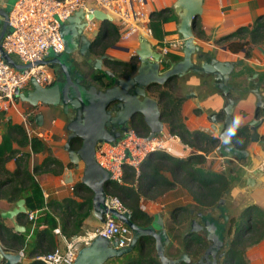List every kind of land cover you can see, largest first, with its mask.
<instances>
[{"label": "water", "instance_id": "water-1", "mask_svg": "<svg viewBox=\"0 0 264 264\" xmlns=\"http://www.w3.org/2000/svg\"><path fill=\"white\" fill-rule=\"evenodd\" d=\"M202 3L203 0H175L173 3V8L179 17L177 31L183 40L180 60L171 63L168 69L163 70L162 63L165 59L162 58L161 53L146 38L141 39L139 47L132 54L139 61L137 70L129 77H119L115 72L105 69V74L114 79L113 84L105 88H100L96 84H84L83 74L71 68V64L76 61L73 57L74 53L85 55L90 50L93 41L84 33L86 20L82 10L77 11L67 19V22L61 24L60 33L65 45L62 53L57 54L51 50L44 60L34 64H20L1 47L2 39L9 29L11 9L8 6L0 7V50L5 60L21 71L40 64L55 65L60 67L64 77L63 80L58 79L49 85H43L37 81L35 76H32L27 89L17 91L16 96L32 106L41 103L62 109L68 119L66 124L68 134L64 150L75 169L82 164L80 181L93 192V214L103 222L104 216L111 213L113 217L126 223L132 230V240L125 247H117V240L110 241L105 236H96L88 246L79 251L73 264H105L111 258L122 257L130 253L144 236L154 238L157 257L161 264H179L181 261H190L187 252L175 258L166 254V248L170 245L171 239L162 214L156 213L150 225L141 226L132 220L130 211L121 213L114 208H109L105 203L107 196L105 186L111 181V173L97 162L96 146L100 142H113L119 139L122 132L128 131L132 121L140 117H143L150 128L147 136L149 140L165 130L158 101L149 94L152 86L163 85L175 77L184 76L189 71L212 74L215 79L214 85L227 97L224 107V128L219 135L220 143L216 151L225 157H234L239 160L245 159L248 155L246 149H239L232 142L234 99L229 96L231 89L228 82L236 64L218 60L216 57H208L194 38L193 30L198 16L203 11ZM88 18H96L101 23L111 21V17L100 9H95L88 15ZM113 48L130 52V47L116 45ZM107 57V55H102L95 58L91 62L93 67L101 70L103 61ZM71 73H76V75L72 77ZM254 92L258 108L264 107L262 95L257 87ZM212 119H216L214 115ZM34 120L37 126H42L43 114L37 113ZM74 138H80L82 141L78 149H74L71 145ZM75 178L73 172L68 169V177L65 181L73 183ZM224 204L225 198H222L219 207L227 222L229 216L226 214ZM27 211L25 199L21 198L15 202L12 209L2 212L1 215L4 218L14 219ZM197 215L200 221L192 219L189 232L201 230L206 232L211 244L204 256L208 258L211 254L213 257L211 264H218L217 254L224 245L226 224L202 211H199ZM16 229L22 230L19 227ZM222 255L223 253L219 254L220 257ZM19 263H21V254L7 251L0 244V264ZM191 264L197 263L192 262Z\"/></svg>", "mask_w": 264, "mask_h": 264}, {"label": "trees", "instance_id": "trees-1", "mask_svg": "<svg viewBox=\"0 0 264 264\" xmlns=\"http://www.w3.org/2000/svg\"><path fill=\"white\" fill-rule=\"evenodd\" d=\"M174 19H178V15L172 6L152 11L149 26L152 36L159 44H162L164 37L168 34L164 28L165 23ZM120 35L121 29L113 21L102 22L100 30L92 41L90 52L96 57L107 55L108 49L119 45ZM263 39L264 19L262 18L250 27H240L221 37L217 42L232 52L244 51L245 55H249V46ZM180 50L174 49L167 54V59L162 63L163 70L168 69L171 63L182 58ZM138 62V58L134 56L129 60L110 57L104 59L107 69L115 72L119 77H129L134 74ZM97 72L106 78L104 80L105 87L113 84L114 79L105 74L104 70ZM149 94L158 101L166 132L178 135L182 143L201 151V153L177 157L161 150L153 152L141 163L138 171L133 167H126L122 183L110 181L105 186L106 194L117 196L131 212L132 220L141 226L150 225L153 221V215L142 208V198L156 200L167 191L181 185L188 190L198 209L209 210L219 205L231 182L227 173H218L201 167L206 161L205 155L218 147L220 141L214 136L187 128L181 113L185 96L180 92L178 77L163 85L152 86L149 89ZM15 100H19V97L15 96ZM32 108L35 107L32 106ZM2 116L3 113L0 112V117ZM220 116L224 118L225 112L221 111ZM130 126L140 135L147 137L150 133V128L143 117L132 121ZM250 137L249 127H239L232 133V142L237 148L245 149V143L250 140ZM81 144L80 138H74L71 142L74 149H78ZM27 147L31 151H25L24 149ZM38 151H47L49 154L42 165H34L31 169L29 164L31 154ZM50 152V147L42 137L36 134L28 135L24 125L8 119L0 140V199H5L10 203H15L21 198L25 199L28 211L17 216L20 222L28 212L41 210L39 215L43 218L46 227L37 230L36 233L38 237L43 235L46 237L42 240L38 239L32 253H46L57 246V240L53 236V231L57 227H60L62 233L67 237L83 233L84 221L93 211V192L81 181L74 184V194L80 200L66 198L62 204L60 203L64 208L58 218L47 211V204L37 174L43 171L60 173L64 167L63 163L54 158ZM11 159H15L16 162V168L13 171H10L6 166ZM52 164L57 167L51 169ZM68 166L72 167L73 164L69 163ZM166 173H169L170 177H167ZM50 204L49 202L48 206ZM179 214L177 210L172 211L169 215L171 221H177ZM229 224V232L233 231L235 235L225 254V260H229V264H250L240 252V247L243 245L246 234L257 236L253 243L264 239V210L257 205H250L239 214L238 220L230 217ZM169 231L171 232L170 227ZM25 243V234L10 228L0 214V244L2 247L7 251L19 252ZM183 243L189 252L197 255L202 245H206L207 241L203 234L195 232L192 234V238H183ZM169 246L168 249L173 245ZM166 254L168 255V253ZM116 260L118 264H161L156 253L155 240L151 236L142 237L130 253L117 257ZM26 264L45 263L33 259Z\"/></svg>", "mask_w": 264, "mask_h": 264}, {"label": "crops", "instance_id": "crops-1", "mask_svg": "<svg viewBox=\"0 0 264 264\" xmlns=\"http://www.w3.org/2000/svg\"><path fill=\"white\" fill-rule=\"evenodd\" d=\"M174 1L151 0L148 3V8L150 11H153L166 6L173 7ZM202 6L203 11L198 16L193 30L194 38L201 49L207 53L208 57H216L218 60L236 64L228 82V86L231 89L229 96L234 99V111L232 114L234 130L247 126L250 129L251 137L245 143V149L248 151L245 159L239 160L234 157H225L216 151V147L205 155L206 161L201 167L205 170L227 173L229 175L231 182L228 191L224 195L225 208L228 215L231 211L240 214L250 205H257L264 210V107L258 108L257 97L254 92V89L257 87L264 101V39L249 46V55H245L244 51L238 53L232 52L217 42L221 37L234 32L240 27H250L258 19H264V0H203ZM178 23L179 17L165 23L164 28L168 34L164 37L162 44H159L153 36L141 37L135 35L126 42L119 41V45L130 47L131 53L122 49L112 48L114 50L113 54L120 60H129L138 47H136L137 43L139 45L140 40L144 38L162 54L163 47L167 46L171 41L181 39L177 31ZM180 53H182V48ZM166 57L165 59H167ZM214 82L215 79L212 74L194 71H189L184 76L178 77L180 92L185 96L181 113L187 128L191 131L197 130L219 139V135L224 128V118L220 116V112L224 111L227 97L214 85ZM16 101H20V103L24 102L20 99ZM24 103L32 108V105L28 102ZM15 106L14 101L10 107L13 108ZM33 107L35 108H32V112L26 113V115L20 112L17 115L21 120L16 119L17 117L14 115H6L4 113L6 110L0 111L3 113V116L0 117V140L8 119H11L14 123L24 125V118H27L33 133L42 137L50 147V154L63 163L64 167L60 173L43 171L37 174V179L47 204V211L58 218V215L61 214L64 208L61 204L66 198L80 200L74 194V184L80 180L75 178L73 183L65 181L68 177V169L73 172L74 177H77V169L75 167L74 169H70L68 166L70 163L68 155L64 150L68 134L66 130L68 119L60 107L41 103ZM37 113H42L44 116L42 126H37L35 123L34 117ZM213 115L216 118L215 120L212 119ZM172 144L180 153L172 154L177 157H187L192 153H201V151L182 142L173 141ZM14 147L16 146L14 145ZM24 150L31 151L29 147ZM48 154L49 152L47 151L32 153L29 160L30 168L33 169L34 165H42ZM6 166L10 171H13L16 168L15 159L9 160ZM55 167L57 166L52 164L51 169H55ZM166 176L170 177V174L166 173ZM49 202L51 203L50 206H48ZM141 205L143 209L153 215V218L156 213L162 214L172 242L174 236L166 224V220L168 219L167 213L175 210L180 213L185 207L194 206L195 201L186 188L177 185L156 200L142 198ZM14 206L15 203L0 199V214L12 209ZM40 212L35 221L29 220L28 216L24 217L21 222L17 217L14 219L3 217L5 223L10 228L24 233L26 236V243L21 248L24 251V255L21 258V263L23 264L37 259V255L42 254L31 252L37 245L38 239L42 240L46 237L45 235L38 237L36 233L37 230L46 227L43 218L39 215L41 214ZM101 223L92 211V214L85 219L82 231L93 229L100 226ZM16 227L22 230H17ZM55 229H60V227ZM55 229L53 236L57 240V245L64 246L65 243L61 234L55 232ZM252 250L254 251L252 256H250L252 260L250 264H264V240L253 247ZM169 256L171 255L169 254ZM116 259L111 258L105 264H118Z\"/></svg>", "mask_w": 264, "mask_h": 264}, {"label": "built area", "instance_id": "built-area-1", "mask_svg": "<svg viewBox=\"0 0 264 264\" xmlns=\"http://www.w3.org/2000/svg\"><path fill=\"white\" fill-rule=\"evenodd\" d=\"M149 1L151 0H16L9 12V29L2 39L1 47L13 59L16 57L15 60L20 64H34L44 60L50 50L57 54L62 53L65 45L60 33L61 24L67 22V19L79 10L84 12V30L89 36L98 33L101 21L90 19L88 15L95 9H100L121 29V41H127L135 35L151 37ZM182 41V38L171 41L163 47L162 58L165 59L174 49H181ZM32 76H35L40 84L51 83V77L44 64L21 71L9 64L0 50V111L8 110L12 106L17 91H23ZM23 123L28 135H34L27 118H24ZM173 141L181 142L178 135H172L166 130L149 140L130 126L128 131L122 132L119 139L98 143L96 160L111 173V181L122 183L125 168L133 167L138 171L141 163L153 152L161 150L178 154ZM105 203L109 208L121 213L129 211L117 196L107 195ZM40 211L28 212L29 220L35 221ZM55 232L61 234L65 244L37 255V259L45 264H73L79 251L98 235L105 236L110 241L117 240V247H125L132 240L131 228L111 213L104 216L100 226L81 234L67 237L60 229H55ZM19 253L22 258L24 251L20 250Z\"/></svg>", "mask_w": 264, "mask_h": 264}, {"label": "rangeland", "instance_id": "rangeland-1", "mask_svg": "<svg viewBox=\"0 0 264 264\" xmlns=\"http://www.w3.org/2000/svg\"><path fill=\"white\" fill-rule=\"evenodd\" d=\"M16 2V0H0V7L6 8L8 6L9 9L12 8V6L14 5V3ZM96 36V34H92L90 35V38H94ZM126 42V41H124ZM139 47L138 43L136 45V47ZM135 47V48H136ZM137 47V48H138ZM51 51V50H50ZM49 51V52H50ZM114 50L112 49H108L107 50V55L111 58L114 59H118L116 58V56L113 54ZM132 51H130L129 53H131ZM135 53V52H133ZM75 59L76 61H80V63L82 64L81 68L86 71V72H91V77H92V81H94L95 84L98 85V87H102L105 88V84L103 82L104 79H106L102 74H98V69H95L93 67V62L95 58H97L96 56H94L90 50L85 54V56H81L78 52L74 53ZM132 56H130L131 58ZM16 59V57H14ZM102 71L107 69V65L104 63L103 61V65H102ZM45 69H50L49 65H44ZM15 107H10L8 108V110H6V112H4L6 115H14L17 117V115L21 112L23 115H26V113L32 112V108H30L27 104H25L24 102L20 101H16L15 100ZM61 109V108H60ZM21 120V118H16ZM31 127V126H30ZM32 128V127H31ZM66 152V151H65ZM67 154V152H66ZM175 155V154H174ZM70 169H74V165L72 167H70ZM77 172V180L81 179V175H82V164H80V167L76 170ZM76 180V181H77ZM225 205V204H224ZM205 211H208V209H203ZM202 210V211H203ZM200 211V209H198L197 206H187L184 208V210L182 212H180V214L177 217V221L172 222L169 218V213H167L168 215V219L166 220V224L167 226H169L171 228V233L174 236V239L176 240V244L179 247H173L172 249L166 250V253L170 254V255H178L182 248L183 245V234L190 229L191 227V220L192 219H198V221H200L199 217L197 216V212ZM211 214H213L216 218L219 219V217L221 218V220L223 221L222 217H221V212L218 209V207L213 208L209 211ZM227 213V212H226ZM233 213V214H232ZM228 214V213H227ZM229 217H234V219L238 220L239 218V214L231 211L230 214L228 215ZM235 235V232L232 231V233H228L225 235V241L231 242V240L233 239ZM255 238H257L256 235L254 234H246L245 238H244V242L243 245H241L240 247V252H242L244 258L250 263L252 262L251 257L252 253L254 250H252L253 247H255L257 244H259L262 240H260L257 243H253L254 240H256ZM173 239V238H172ZM228 246L224 247L222 252L223 254L226 253V251L228 250L227 248ZM173 257V256H172ZM176 257V256H175ZM223 258V257H222ZM223 263V259H220V264Z\"/></svg>", "mask_w": 264, "mask_h": 264}, {"label": "flooded vegetation", "instance_id": "flooded-vegetation-1", "mask_svg": "<svg viewBox=\"0 0 264 264\" xmlns=\"http://www.w3.org/2000/svg\"><path fill=\"white\" fill-rule=\"evenodd\" d=\"M84 33L89 37V35L87 34V32L84 30ZM90 38V37H89ZM80 54V53H79ZM81 55V54H80ZM81 56H85V55H81ZM74 58H75V56H73ZM76 60V59H75ZM93 65V64H92ZM50 66V70H48V73H49V75H50V77H51V83H53V82H55V81H57L58 79H59V81L60 80H63L64 79V77H63V73H62V70L60 69V67H56L55 65H49ZM81 66H82V64L80 63V61H74L72 64H71V68H72V70L73 71H75L76 69L78 70V71H80L82 74H83V76H84V79H83V83L84 84H86V85H89V84H95L94 83V81H92V77H91V72H86V71H84L82 68H81ZM76 75V73H71V76L72 77H74ZM105 80V79H104ZM104 80H103V82H104ZM50 83V84H51ZM97 85V84H96ZM98 86V85H97ZM218 207V209L220 210V212H221V217H222V219H223V221L221 220V218L219 217V221L220 222H222V223H225L226 224V228H227V230L225 231V235L226 234H228V233H230L229 232V230H230V224H229V219H230V217L228 218V221L227 222H225V219H224V214L222 213V211H221V208L219 207V205L217 206ZM214 208H216V207H214ZM211 209H209L208 211H205V210H200V211H202L204 214H206V215H211V216H214L213 214H211L209 211H210ZM199 212V211H198ZM197 212V213H198ZM227 214V213H226ZM198 216V215H197ZM215 217V216H214ZM216 218V217H215ZM191 228V227H190ZM190 230V229H189ZM189 230H187L184 234H183V238H192V234L193 233H195V232H189ZM197 233H201V234H203L204 236H205V238H206V241H207V243H206V245H202V248L200 249V251H199V253L197 254V255H194V254H192V252H189L186 248H185V244L183 243V245H182V250H181V252L178 254V255H171V256H169V254H168V256L169 257H172V258H175V256L176 257H180L181 255H182V253L183 252H187L188 253V255L190 256V261L189 262H186V261H181L179 264H191L192 262H196L197 264H211V261L213 260V257H212V255L211 254H209L208 255V258H206L205 256H204V254H205V251H206V249L209 247V245L211 244V242L208 240V238H207V234H206V232L204 231V230H201V231H199V232H197ZM193 243V242H192ZM170 244H172L173 246H171V248L170 249H172L173 247H179L177 244H176V240L173 238L172 239V243H170ZM194 244V243H193ZM229 245H230V242L228 243V241H225V236H224V245H223V247L220 249V251L218 252V254H217V260H218V264H220V259H223V263L222 264H229V260H225V254H223L221 257L219 256V254L220 253H223L222 252V250H223V248L224 247H226V246H228L229 247ZM170 246H168V248H169ZM227 247V248H228ZM167 248V250H169ZM227 252V251H226ZM223 257V258H222ZM200 261V262H199Z\"/></svg>", "mask_w": 264, "mask_h": 264}, {"label": "bare ground", "instance_id": "bare-ground-1", "mask_svg": "<svg viewBox=\"0 0 264 264\" xmlns=\"http://www.w3.org/2000/svg\"><path fill=\"white\" fill-rule=\"evenodd\" d=\"M180 154V153H179Z\"/></svg>", "mask_w": 264, "mask_h": 264}]
</instances>
